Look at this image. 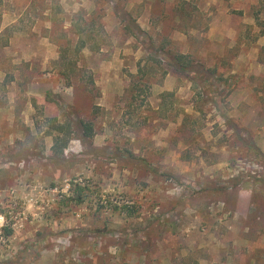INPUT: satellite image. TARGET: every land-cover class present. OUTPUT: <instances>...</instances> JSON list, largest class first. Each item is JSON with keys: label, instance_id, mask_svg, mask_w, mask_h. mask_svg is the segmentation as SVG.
I'll use <instances>...</instances> for the list:
<instances>
[{"label": "rangeland", "instance_id": "obj_1", "mask_svg": "<svg viewBox=\"0 0 264 264\" xmlns=\"http://www.w3.org/2000/svg\"><path fill=\"white\" fill-rule=\"evenodd\" d=\"M0 216V264H264V0H0Z\"/></svg>", "mask_w": 264, "mask_h": 264}, {"label": "trees", "instance_id": "obj_2", "mask_svg": "<svg viewBox=\"0 0 264 264\" xmlns=\"http://www.w3.org/2000/svg\"><path fill=\"white\" fill-rule=\"evenodd\" d=\"M175 64L179 65L180 68H182V71L184 73H187L188 71H191L190 69H193V66L191 64L190 65L180 64L177 60H175ZM84 129L88 133L87 136L89 138H91L93 136V128L91 126L85 125ZM77 190H79V191H77V196L72 198L71 201H75L77 204H82L85 201V196L83 194L84 190H83V188H80L79 186H78ZM12 233H13L12 229H8V230H6L5 235H6V237H8V236H11Z\"/></svg>", "mask_w": 264, "mask_h": 264}, {"label": "built area", "instance_id": "obj_3", "mask_svg": "<svg viewBox=\"0 0 264 264\" xmlns=\"http://www.w3.org/2000/svg\"><path fill=\"white\" fill-rule=\"evenodd\" d=\"M4 220V217L3 216H0V221H3Z\"/></svg>", "mask_w": 264, "mask_h": 264}]
</instances>
